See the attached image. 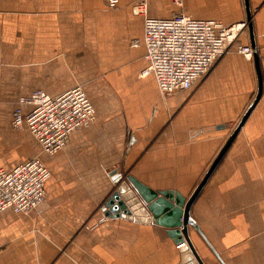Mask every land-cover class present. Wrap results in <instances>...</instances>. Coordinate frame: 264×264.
<instances>
[{"label":"crops","instance_id":"0c3cea01","mask_svg":"<svg viewBox=\"0 0 264 264\" xmlns=\"http://www.w3.org/2000/svg\"><path fill=\"white\" fill-rule=\"evenodd\" d=\"M140 1L110 9L104 0H0V170L39 158L51 171L37 212L0 214V264H181L167 228L106 216L118 188L112 173L189 199L257 99L259 78L255 57L234 46L190 90L164 97L153 76L140 77L148 66L145 18L133 12ZM180 1L147 0V16L231 26L251 14L252 32L238 44L258 55L262 95L192 208L202 235L189 234L205 264H222L216 254L224 264H264V0ZM62 62L66 74L54 65ZM97 76L108 96L100 104L84 81ZM77 87L98 118L57 154L12 127L21 98Z\"/></svg>","mask_w":264,"mask_h":264},{"label":"built area","instance_id":"2783aa9c","mask_svg":"<svg viewBox=\"0 0 264 264\" xmlns=\"http://www.w3.org/2000/svg\"><path fill=\"white\" fill-rule=\"evenodd\" d=\"M110 9L119 6V0H104ZM178 5L180 0H176ZM137 16H143L145 59L148 66L140 74L153 76L164 97L190 90L234 46L248 60L254 57L251 46L239 45V38L249 28V22L225 26L214 20H197L184 13L170 19L147 16V0L133 7ZM134 48L138 41L132 43ZM24 107L30 108L29 112ZM97 120V111L82 87L59 96H50L38 90L18 101L13 113L12 127L27 128L43 151L53 156L66 148L71 136L88 129ZM51 171L39 158L17 166L11 172L0 170V214L11 210L15 214L30 215L46 200V185ZM186 243L177 247L180 249Z\"/></svg>","mask_w":264,"mask_h":264},{"label":"water","instance_id":"95a60500","mask_svg":"<svg viewBox=\"0 0 264 264\" xmlns=\"http://www.w3.org/2000/svg\"><path fill=\"white\" fill-rule=\"evenodd\" d=\"M246 4L248 7L249 0H246ZM248 19L249 28L252 32L249 9ZM254 57L259 78V93L257 99L246 112L237 129L225 143L203 180L189 199H186L181 193L175 191L156 192L133 177H129L128 181H122V175L117 172L112 173L114 176L113 180L118 185V188L112 193L105 204L106 216L112 218H128L143 224L155 223L158 226L167 228L168 234L177 245L186 243L184 247L180 248L181 264H205L190 239L189 227H194L202 235L199 226L192 217V208L222 159L242 131L262 95L263 81L259 58L256 53H254ZM216 255L220 262L224 264L218 254Z\"/></svg>","mask_w":264,"mask_h":264},{"label":"rangeland","instance_id":"374dc122","mask_svg":"<svg viewBox=\"0 0 264 264\" xmlns=\"http://www.w3.org/2000/svg\"><path fill=\"white\" fill-rule=\"evenodd\" d=\"M43 65L45 67L46 74L50 73V68H51L52 64L45 63ZM54 65L56 67H58V70H59V73L60 74H66V73H68L67 70L70 67L69 64H65V63L62 62V63L54 64ZM76 65H79V64H76ZM85 76H88V73L87 72H85ZM84 81L88 85L87 87H88L89 97H91V100H93L97 104H100L101 102H105V101L108 100V96L107 95H103V94H100L99 93L100 84H101V81H103V78L102 77L97 76V77H94V78H85ZM97 118H98V116H97ZM23 130L27 131V129H23ZM28 137H29V139H30L31 142L35 143V141L31 138L29 132H28ZM204 176L205 175H203L200 178V180L198 182V185H199V183H201V181L203 180ZM125 180H126V178H123V181H125ZM116 189H117V187H116Z\"/></svg>","mask_w":264,"mask_h":264},{"label":"trees","instance_id":"16d2710c","mask_svg":"<svg viewBox=\"0 0 264 264\" xmlns=\"http://www.w3.org/2000/svg\"><path fill=\"white\" fill-rule=\"evenodd\" d=\"M229 150H230V149H229ZM228 152H229V151H228ZM228 152H227V153H228ZM227 153H226V155L224 156V158L222 159V161H221V163L219 164L218 168H219L220 165L223 163L225 157L227 156ZM218 168L216 169V171L218 170ZM216 171H215V172H216ZM215 172H214V174H215ZM214 174H213V175H214ZM213 175H212V177H213ZM212 177H211V178H212ZM210 180H211V179H210Z\"/></svg>","mask_w":264,"mask_h":264}]
</instances>
